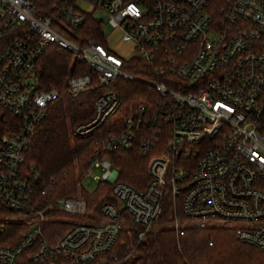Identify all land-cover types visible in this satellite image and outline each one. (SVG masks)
Returning a JSON list of instances; mask_svg holds the SVG:
<instances>
[{"label":"built area","instance_id":"obj_1","mask_svg":"<svg viewBox=\"0 0 264 264\" xmlns=\"http://www.w3.org/2000/svg\"><path fill=\"white\" fill-rule=\"evenodd\" d=\"M96 10L108 15L116 33L110 43ZM88 16L101 24L104 43L79 33ZM51 45L86 68L70 74L62 91L39 84L36 66ZM134 56L149 65L152 78L144 81L155 98L131 108L121 132L100 137L86 171L102 170L98 182L111 183L119 205L106 202L95 214L82 197L45 201L25 150L47 108L63 93L77 97L103 88L92 116L71 129L75 138L92 135L120 108L116 80L140 79L123 69ZM0 108L15 120L0 132V264H23L24 257L39 264H108L105 256L128 220L124 213L146 226L137 231L141 239L167 197L180 198L184 219L196 228L220 222L264 254V0H53L47 12L35 0H0ZM140 130L142 154L165 137L149 160L144 189L119 180L109 156L130 148ZM57 210L80 220L70 219L50 245L43 225ZM88 213L95 218H83ZM171 224L184 233L176 216Z\"/></svg>","mask_w":264,"mask_h":264},{"label":"trees","instance_id":"obj_2","mask_svg":"<svg viewBox=\"0 0 264 264\" xmlns=\"http://www.w3.org/2000/svg\"><path fill=\"white\" fill-rule=\"evenodd\" d=\"M52 1L35 0V4L40 12H47ZM79 33L85 41L96 40L104 43L102 26L92 16L85 19ZM123 69L140 79L128 80L119 77L116 80L115 88L121 100L120 108L92 135L75 138L71 135V129L92 116L95 98L103 88H88L77 97L63 93L47 108L46 116L37 126L25 150L26 168L31 173L35 170L40 174L36 189L39 194L46 190V195H43L45 201L58 196L73 197L80 193L86 201L87 210L95 214H100V207L106 202L119 205L110 182H98L97 188L92 192L79 189L77 182L85 175L90 165L89 158L99 146L100 137L121 132L124 129V115L141 103H152L155 98L150 84L144 81L151 80L152 73L143 59L134 56L126 61ZM36 71L40 88L56 87L62 91L70 74H80L86 71V68L75 62L72 53L51 45L39 59ZM14 124V118L0 108V132L8 131ZM144 136V131H136L130 148L118 147L109 153L114 166L119 170V180L136 189H144L147 186L149 160L160 150L165 140L163 137L158 147L142 154L141 139ZM51 180L54 182L51 183ZM58 211H54L52 215H60ZM90 213L84 218L92 219L94 216ZM175 215L183 216L180 198L173 203L170 197H167L158 220L168 223ZM123 216L129 220L127 213ZM70 226L66 221L49 219L43 225V236L50 245H54ZM128 254L134 255L131 264H264V254L254 246L242 243L229 228L188 227L180 234L174 228L160 226L149 229L141 239L137 230L122 229L113 251L106 254L105 258L108 264H116ZM114 256L118 258L116 261H113ZM22 261L23 264H39L25 257ZM91 264L103 263L95 261Z\"/></svg>","mask_w":264,"mask_h":264},{"label":"rangeland","instance_id":"obj_3","mask_svg":"<svg viewBox=\"0 0 264 264\" xmlns=\"http://www.w3.org/2000/svg\"><path fill=\"white\" fill-rule=\"evenodd\" d=\"M85 9L91 10V8L89 6H86ZM93 14L96 18H100L104 21L103 30H104V33L106 34V36H108V39L110 40L109 43H110L111 41H113L116 38V33H115L114 29L108 23V15L101 10H96ZM101 173H102V170L99 167L95 166L93 171L90 173H86L81 178V180L78 178L79 180L77 179L78 180L77 185H78L79 189H85L88 192L94 191L98 185L97 176H100ZM73 197H81V194L78 193L76 196H73ZM60 212L58 211V214H60V215H56V216L53 215L52 219L60 220V221H66L68 223H70L69 222L70 219L75 220V221L80 220V219H77L75 216L68 215L69 216L68 217V216H66V214L64 212H61V213ZM175 216L181 220V223H183L185 225V228H188V227L196 228L191 222L186 221L183 216L182 217H179L177 215H175ZM94 218L95 217H93L92 219H94ZM219 223L220 222H215V223L209 224L207 227L225 228V226L219 225ZM226 225L227 226L230 225L233 227L238 226V224H236V223H226ZM160 226H166L169 228H173L171 222L167 223V222L158 220L152 224L150 229H153L155 227H160ZM123 227L125 229H135L137 231L146 229V226L144 224L130 221V217H129V220H125L123 222ZM133 259H134V255H130V256L124 258L123 260H121L120 262H118L116 264H131Z\"/></svg>","mask_w":264,"mask_h":264}]
</instances>
